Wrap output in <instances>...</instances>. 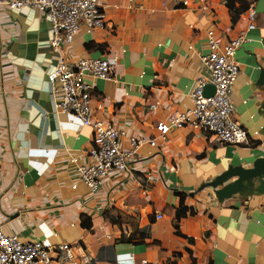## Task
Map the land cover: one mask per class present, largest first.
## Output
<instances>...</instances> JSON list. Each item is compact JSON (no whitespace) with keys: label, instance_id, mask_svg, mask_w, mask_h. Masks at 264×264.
<instances>
[{"label":"crops","instance_id":"obj_1","mask_svg":"<svg viewBox=\"0 0 264 264\" xmlns=\"http://www.w3.org/2000/svg\"><path fill=\"white\" fill-rule=\"evenodd\" d=\"M100 1L106 26L88 31L80 23L61 54L70 63L108 58L112 79L83 75L94 117L125 137L157 143L144 142L128 169L109 171L91 193L70 158L85 160L92 129L55 108L46 78L57 62L48 21L35 9L0 6L2 230L43 240L49 264H82L85 254L96 257L92 264H264V174L237 189L238 175L222 181L233 167L248 169L264 157V0H247L257 13L249 30L243 15L231 22L224 0H187L177 9L180 0H133L131 7L128 0ZM209 28L223 41L245 31L231 100L251 145L216 143L187 127L170 129L163 140L156 130L172 111L190 106ZM156 100L159 108L149 111ZM148 173L159 179L144 192ZM182 201L189 211L176 222ZM61 243L72 246L75 259L57 248Z\"/></svg>","mask_w":264,"mask_h":264},{"label":"built area","instance_id":"obj_2","mask_svg":"<svg viewBox=\"0 0 264 264\" xmlns=\"http://www.w3.org/2000/svg\"><path fill=\"white\" fill-rule=\"evenodd\" d=\"M133 0H128L132 6ZM225 4V0H224ZM0 6L9 10L30 8L37 10L49 24L48 47L57 54V62L46 73L50 90L54 95L55 108L77 117L82 125L92 129L91 146L86 158L70 160L76 166L79 179L91 193H96L100 180L109 171L128 169L137 149L144 143H157L156 138L128 136L111 122L94 117L92 110V86L83 80V75L94 78L112 79L113 63L108 58H80L70 63L61 54L64 46L71 44L80 23L88 31L106 26L104 5L100 0H0ZM187 6V0H180L172 9ZM116 7V6H115ZM247 21L246 30L256 26L257 13L253 5L242 14ZM245 41V31L223 41L214 28L206 31L207 52L199 56V73L188 94L190 106L183 110L172 111L165 120L156 123V130L165 140L172 128H190L213 138L216 143L231 145H251L248 131L235 118V107L231 100L234 81L240 71L236 51ZM214 86L211 95L203 94L204 87ZM156 100L148 104L149 111L160 106ZM125 138V140H124ZM79 162V163H78ZM153 173L145 175L143 190L158 181ZM162 214L157 213L156 218ZM66 253L69 260L75 259L73 248L68 243L57 247ZM50 247L41 239L23 240L15 233H5L0 226V264H49ZM96 257L85 254L80 257L82 264H92Z\"/></svg>","mask_w":264,"mask_h":264},{"label":"water","instance_id":"obj_3","mask_svg":"<svg viewBox=\"0 0 264 264\" xmlns=\"http://www.w3.org/2000/svg\"><path fill=\"white\" fill-rule=\"evenodd\" d=\"M262 76V75H261ZM214 92V86L207 84L204 87L203 94L205 95H211ZM238 175V178L236 181L233 183L232 188L237 189V187L241 184L242 181L248 178H253L255 176H260L261 174H264V157L263 158H258L255 160L253 167L245 169L241 166H236L227 171L223 178V180H226L227 177L231 176L232 174ZM220 181V182H222Z\"/></svg>","mask_w":264,"mask_h":264},{"label":"trees","instance_id":"obj_4","mask_svg":"<svg viewBox=\"0 0 264 264\" xmlns=\"http://www.w3.org/2000/svg\"><path fill=\"white\" fill-rule=\"evenodd\" d=\"M249 5L250 3L247 0H225V6L228 8L231 22L235 23L240 18V16L248 9ZM188 211L189 208L186 207L182 201L180 203V206L176 210V222L179 221L181 217L185 216Z\"/></svg>","mask_w":264,"mask_h":264}]
</instances>
